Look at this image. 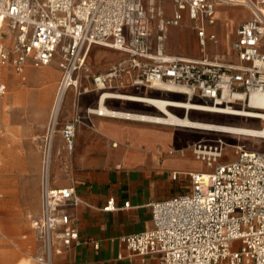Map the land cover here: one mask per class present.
Wrapping results in <instances>:
<instances>
[{"label": "built area", "instance_id": "obj_1", "mask_svg": "<svg viewBox=\"0 0 264 264\" xmlns=\"http://www.w3.org/2000/svg\"><path fill=\"white\" fill-rule=\"evenodd\" d=\"M170 2L171 15L165 0H0V64L22 74L27 67L41 69L57 61L62 71L59 92L67 96L73 90L77 107L87 94L97 95L98 108L128 89L156 87L210 109H250L253 94L264 96V0ZM222 6L245 8L251 17L239 26L228 55L210 56L209 46L219 43L212 30ZM187 24L202 53L197 58L167 50L170 28ZM97 47L122 57L105 72L92 73L89 58ZM6 90L0 84V94ZM96 108L88 114L98 115ZM60 114L49 124L42 213L33 220L39 264H54L56 243L70 249L80 242L75 210L82 200L73 186L53 187L50 180ZM81 119L78 111L61 130L71 153ZM188 150L209 171L190 174L188 193L151 204L153 228L121 239L129 256L156 257L159 264H264V152L239 148L235 160L223 162L225 142L220 138L168 154L184 156ZM105 210H118L115 201ZM235 242H241L239 250L233 248Z\"/></svg>", "mask_w": 264, "mask_h": 264}, {"label": "crops", "instance_id": "obj_2", "mask_svg": "<svg viewBox=\"0 0 264 264\" xmlns=\"http://www.w3.org/2000/svg\"><path fill=\"white\" fill-rule=\"evenodd\" d=\"M236 9L247 12L243 17L235 19L232 11ZM218 12L220 16H217V24L212 31L220 38L223 46L225 42L221 24L226 20V15L229 16L228 21L231 20L230 41L236 39L239 26L251 16L247 9L234 6L219 7ZM227 46L231 49L230 44L227 43ZM55 65L58 66L54 67L55 70L62 76L57 61L50 66ZM30 69L37 68L27 67L18 75L25 81ZM31 76L42 82L37 75ZM7 91L0 95H6ZM93 95H84L77 107L76 100L72 102L74 91L68 92L61 110L58 131L53 138L51 185L57 188L73 186L82 200V204L75 210L80 242L70 249L56 243L59 252L55 254L54 264H159L156 257L145 260L137 256L131 258L121 239L153 228L152 203L190 191V174L203 172L202 161L197 160L189 150L184 156H172L168 152L184 149L203 140V132L90 115L88 109L97 107V95ZM49 102L45 103L41 114L47 115ZM109 107L116 111L151 113ZM78 111L82 119L77 127L75 148L71 153L66 149L60 130L74 120ZM176 173L179 174L177 179L174 178ZM40 182L39 159L30 165L23 159L19 163L13 190L15 202L21 204L22 208H26L29 196L35 200L31 206V211L37 215L32 218L34 231L33 220L42 213ZM111 200L115 201L118 210H105ZM128 202L130 207L125 208ZM9 203L1 202L0 206L7 207ZM5 210L7 214L11 213L7 208Z\"/></svg>", "mask_w": 264, "mask_h": 264}, {"label": "rangeland", "instance_id": "obj_3", "mask_svg": "<svg viewBox=\"0 0 264 264\" xmlns=\"http://www.w3.org/2000/svg\"><path fill=\"white\" fill-rule=\"evenodd\" d=\"M165 5L169 9V15H171L173 6L170 0H165ZM245 12L247 11L244 9H236L232 11V16L238 19L243 17ZM217 16H220L219 12ZM217 16L216 19H218ZM228 18L229 16L226 15V20L221 24L225 42L223 45L224 50L228 47L227 43L231 45L233 42V40L230 41L231 20L229 19L228 21ZM224 31L227 32L226 39ZM217 38L219 39V43L209 46V55H228L231 50L230 47L224 51L220 38L218 36ZM167 50L169 54L189 58L198 57L202 54L197 44L196 35L191 30L190 24L182 28H170L168 32ZM119 57H121V54L117 51L104 47L94 48L89 58L90 71L92 73L105 72ZM54 67L58 66L30 69L29 74L27 71L26 80L24 81L15 70L8 68L10 71H5V67L0 64V84L6 85L8 90L6 95H0V203L10 202L7 207L0 206V230L3 234L2 239H0V264H39L38 257L40 256L41 248L37 233L32 229V218L37 216L31 211V206L35 200L29 196L26 208H22L21 204L18 205L15 202L16 195L14 194L13 187L16 175L19 172V163L23 159H26L30 165L39 159L41 164L40 199L42 201L44 149L49 132L48 128L52 108L54 107V101L62 79L60 72L55 70ZM31 71L41 72L44 75V81L39 82L34 79L31 76ZM49 74L52 76L47 77ZM36 91L39 92L35 94ZM42 92L46 93L41 96L40 94ZM125 92L185 101V98L181 95H165L155 91L152 92V90L129 89ZM75 100L76 98L73 96L72 102H75ZM47 102H49L47 115L41 114ZM107 102H109V104H106L107 106L154 113L152 112L153 109L140 104L121 102L114 99L108 100ZM236 108L241 111H254L251 108L241 109L239 106H236ZM110 109L114 110V108ZM171 111L178 116L185 117V110L171 109ZM190 117L213 124L255 128L262 127L261 121H250L246 118L230 115L191 112ZM167 128L197 131V129L188 128ZM198 131L203 132V140L205 141L213 142L220 138L224 140L225 158L223 162L235 160L237 158L236 152L239 148L248 151L264 152V139L223 134L207 130ZM202 163L203 171L208 172L209 169H207L206 163ZM6 208L11 210V213L7 214L8 211L5 210ZM240 247L241 242H235L233 244L234 249L239 250Z\"/></svg>", "mask_w": 264, "mask_h": 264}, {"label": "bare ground", "instance_id": "obj_4", "mask_svg": "<svg viewBox=\"0 0 264 264\" xmlns=\"http://www.w3.org/2000/svg\"><path fill=\"white\" fill-rule=\"evenodd\" d=\"M170 31V30H169ZM225 39L227 38V32L224 31ZM6 45L10 44L8 39L3 41ZM228 50V47L224 51ZM51 67V66H48ZM5 71H10L8 67H5ZM31 75L36 76L42 80L44 75L41 72L36 74L31 72ZM52 75H47L51 77ZM46 88V87H45ZM152 91L159 92L161 94L162 90L154 87ZM46 92L40 94L43 96ZM169 94L179 95L174 91L170 90ZM39 95V97H40ZM166 95V94H165ZM66 97V93H57L54 107L52 108L50 122L55 120L63 107V101ZM243 98V97H242ZM41 99V98H40ZM114 100H119L127 103L140 104L153 109L154 113H138V112H127L122 110H112L106 106V104H101L100 107L96 108V114L103 117H113L117 119H123L128 121L144 122L150 124H157L166 127H176V128H188L197 130H207L213 132H219L223 134H233L238 136L253 137L258 139H264V96L259 94H253L250 99V108L254 111H241L237 110L236 106L228 105L226 107L210 109L208 106L201 105L194 102H187L182 100H173L170 98H165L161 96H148L139 94H130L123 92L118 94V97ZM233 101V98L230 99ZM39 102V101H38ZM41 103V102H40ZM238 105V104H236ZM172 110H185L188 114L187 117H181L173 113ZM189 110V111H187ZM191 112H206L211 114H222L246 118L248 120H258L262 122L261 128L255 127H241V126H229L221 124H213L203 122L201 120L192 119L190 117Z\"/></svg>", "mask_w": 264, "mask_h": 264}]
</instances>
